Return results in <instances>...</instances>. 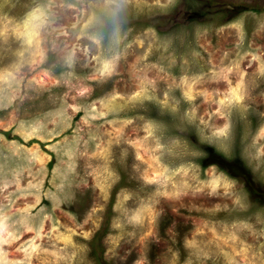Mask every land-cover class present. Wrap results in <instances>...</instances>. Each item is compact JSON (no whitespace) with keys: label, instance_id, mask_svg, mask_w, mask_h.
Segmentation results:
<instances>
[{"label":"rangeland","instance_id":"374dc122","mask_svg":"<svg viewBox=\"0 0 264 264\" xmlns=\"http://www.w3.org/2000/svg\"><path fill=\"white\" fill-rule=\"evenodd\" d=\"M0 264H264V0H0Z\"/></svg>","mask_w":264,"mask_h":264}]
</instances>
